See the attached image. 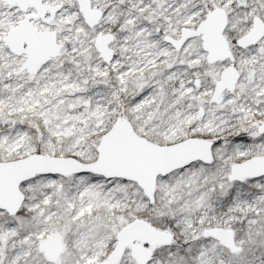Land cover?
Masks as SVG:
<instances>
[{"label": "snow or ice", "instance_id": "obj_1", "mask_svg": "<svg viewBox=\"0 0 264 264\" xmlns=\"http://www.w3.org/2000/svg\"><path fill=\"white\" fill-rule=\"evenodd\" d=\"M0 264H264V0H0Z\"/></svg>", "mask_w": 264, "mask_h": 264}]
</instances>
